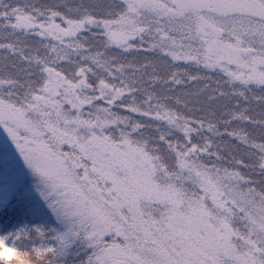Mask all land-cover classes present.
I'll return each instance as SVG.
<instances>
[{
	"label": "snow or ice",
	"instance_id": "snow-or-ice-1",
	"mask_svg": "<svg viewBox=\"0 0 264 264\" xmlns=\"http://www.w3.org/2000/svg\"><path fill=\"white\" fill-rule=\"evenodd\" d=\"M0 129V258L264 264V0H0Z\"/></svg>",
	"mask_w": 264,
	"mask_h": 264
},
{
	"label": "trees",
	"instance_id": "trees-1",
	"mask_svg": "<svg viewBox=\"0 0 264 264\" xmlns=\"http://www.w3.org/2000/svg\"><path fill=\"white\" fill-rule=\"evenodd\" d=\"M12 166V165H11ZM14 172L16 171V167L12 166ZM31 184L30 177L26 178L24 183ZM24 186V187H25ZM12 197L10 203L5 208H0V221H3L6 226L11 230L15 228L21 223H36L38 222L33 216L29 214V209L33 203H35V198L32 196H27L26 194H22L23 192H18ZM49 223L53 226H56L54 221L50 220L48 217ZM0 234H3L0 232ZM6 246H11L10 242H6ZM0 264H15V257H11L8 260H0Z\"/></svg>",
	"mask_w": 264,
	"mask_h": 264
},
{
	"label": "rangeland",
	"instance_id": "rangeland-1",
	"mask_svg": "<svg viewBox=\"0 0 264 264\" xmlns=\"http://www.w3.org/2000/svg\"><path fill=\"white\" fill-rule=\"evenodd\" d=\"M6 140H8L7 134L4 133L2 129H0V148H2L9 155L11 165L16 167V171H15L16 175L22 180V182H21V184L17 190H19L18 192H23L22 194H26L27 196H32L31 195L32 190L30 188V184H26V186L23 184L25 179L28 178V175L21 165L22 161L21 162L19 161L18 154H17V157L14 155L13 152H15V149H14V147H13V149H11L10 140H8V142ZM65 150H67V146H65ZM32 197H34V196H32ZM56 227H59V226H56ZM78 247H79V242H77V244L74 245L73 248L70 249V251H78ZM82 255L83 254H81V257H79L77 259H82L83 258ZM67 259L73 260V259H75V257L69 256V257H67Z\"/></svg>",
	"mask_w": 264,
	"mask_h": 264
},
{
	"label": "clouds",
	"instance_id": "clouds-1",
	"mask_svg": "<svg viewBox=\"0 0 264 264\" xmlns=\"http://www.w3.org/2000/svg\"><path fill=\"white\" fill-rule=\"evenodd\" d=\"M0 252H3V249L2 248H0ZM0 260H5V259H3V258H0ZM6 261V260H5ZM15 264H18V262H17V260L15 259Z\"/></svg>",
	"mask_w": 264,
	"mask_h": 264
}]
</instances>
